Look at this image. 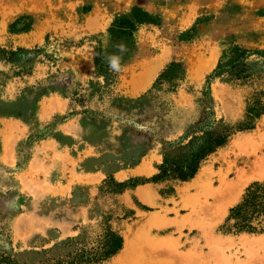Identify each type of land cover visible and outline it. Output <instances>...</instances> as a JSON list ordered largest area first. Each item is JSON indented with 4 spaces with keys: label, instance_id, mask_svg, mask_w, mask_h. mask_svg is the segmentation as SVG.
I'll return each instance as SVG.
<instances>
[{
    "label": "rangeland",
    "instance_id": "1",
    "mask_svg": "<svg viewBox=\"0 0 264 264\" xmlns=\"http://www.w3.org/2000/svg\"><path fill=\"white\" fill-rule=\"evenodd\" d=\"M243 50L264 52V0H0V264H119L146 214L152 238L264 264V66L236 75Z\"/></svg>",
    "mask_w": 264,
    "mask_h": 264
},
{
    "label": "bare ground",
    "instance_id": "2",
    "mask_svg": "<svg viewBox=\"0 0 264 264\" xmlns=\"http://www.w3.org/2000/svg\"><path fill=\"white\" fill-rule=\"evenodd\" d=\"M157 219L159 222L153 214H146L132 228L125 230L123 249L117 258L119 264H222L224 261L227 245L220 240L204 236L201 244L194 239L182 240L181 234L177 238H152L150 227ZM186 220L189 221L183 219Z\"/></svg>",
    "mask_w": 264,
    "mask_h": 264
},
{
    "label": "trees",
    "instance_id": "3",
    "mask_svg": "<svg viewBox=\"0 0 264 264\" xmlns=\"http://www.w3.org/2000/svg\"><path fill=\"white\" fill-rule=\"evenodd\" d=\"M252 55H258L259 57H261L262 61H260L257 65L264 66V52L243 50V51H240L238 60L235 64V66H238L239 68L238 71L236 72V75H238L239 77H241L242 75L243 77L248 76V74L251 72V69H248L246 66L242 65L243 64L242 62L248 59ZM223 71H224V67L218 66L213 75L214 76L219 75ZM244 74H247V76ZM225 140L226 138L224 136V137H219L218 139L214 141H210L204 147L200 148L198 152L193 154L192 157L186 160L183 164L179 166L174 165L173 166L174 172H176L175 178H178L182 181H186L192 178L198 171L202 159H204L208 154L212 153L217 147L221 146L225 142ZM161 168H162L161 174L158 175V179H160L167 172V168L165 166L162 165ZM119 247H120V244L115 245L111 253L115 252V250L118 249Z\"/></svg>",
    "mask_w": 264,
    "mask_h": 264
}]
</instances>
